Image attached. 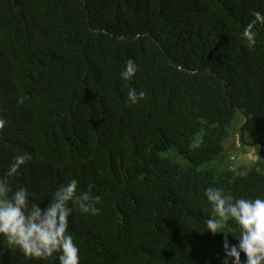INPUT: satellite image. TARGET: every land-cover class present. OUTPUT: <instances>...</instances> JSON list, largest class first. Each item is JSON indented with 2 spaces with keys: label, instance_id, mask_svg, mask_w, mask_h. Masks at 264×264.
<instances>
[{
  "label": "trees",
  "instance_id": "16d2710c",
  "mask_svg": "<svg viewBox=\"0 0 264 264\" xmlns=\"http://www.w3.org/2000/svg\"><path fill=\"white\" fill-rule=\"evenodd\" d=\"M254 10L264 0H0V175L29 153L14 187L43 208L71 179L91 186L99 214L70 217L81 264H222L204 191L264 198V26L253 48L242 38ZM128 59L139 71L125 82ZM129 87L145 98L128 102ZM246 115L241 148L258 161L227 169ZM173 147L191 164L161 155ZM0 264L59 261L0 240Z\"/></svg>",
  "mask_w": 264,
  "mask_h": 264
},
{
  "label": "clouds",
  "instance_id": "9594fccd",
  "mask_svg": "<svg viewBox=\"0 0 264 264\" xmlns=\"http://www.w3.org/2000/svg\"><path fill=\"white\" fill-rule=\"evenodd\" d=\"M252 16L254 19L242 32L250 49L257 43V25L264 26V13L254 10ZM138 71L135 61L128 59L120 78L128 82ZM145 95L144 91L129 87L127 101L136 104ZM6 124L7 120L0 116V138ZM238 141L242 146L240 137ZM31 159L27 152L16 155L0 175V240L9 248L19 249L29 260L52 258L58 259L59 264H81L80 248L69 227L70 217L74 209L98 215L101 197L91 194V186L88 191L80 190L79 181L71 179L52 192L50 205L43 208L27 187H14L21 168ZM203 195L213 209L206 222L207 232L224 237L222 264H264V198H238L218 187H208ZM229 221L239 226L238 237L225 229ZM229 236L238 243H230Z\"/></svg>",
  "mask_w": 264,
  "mask_h": 264
},
{
  "label": "rangeland",
  "instance_id": "374dc122",
  "mask_svg": "<svg viewBox=\"0 0 264 264\" xmlns=\"http://www.w3.org/2000/svg\"><path fill=\"white\" fill-rule=\"evenodd\" d=\"M248 140L250 141V137H248ZM200 140L197 139V141L194 143V145L198 144ZM237 141L238 137L230 136L225 142H224V155L227 157L228 162H231L229 166H226L227 169H246L251 166H253L258 161V149L257 146H251L246 144L245 148H238L237 149ZM236 144V145H235ZM163 157L170 158L182 165H190V161L185 158L176 147H173L167 151H164L161 154ZM233 157V160L231 161V158ZM217 161H214L216 163ZM209 164H205L200 167V169L208 166Z\"/></svg>",
  "mask_w": 264,
  "mask_h": 264
},
{
  "label": "water",
  "instance_id": "95a60500",
  "mask_svg": "<svg viewBox=\"0 0 264 264\" xmlns=\"http://www.w3.org/2000/svg\"><path fill=\"white\" fill-rule=\"evenodd\" d=\"M238 109H240V108L238 107ZM248 121H249V116L246 115V122L241 126V129H240V132H241L240 133V139H241L242 142H245V130H246V126L248 124ZM246 144H248V143H246ZM261 151H262V145H261L260 152H259L260 153V157L262 158Z\"/></svg>",
  "mask_w": 264,
  "mask_h": 264
},
{
  "label": "built area",
  "instance_id": "2783aa9c",
  "mask_svg": "<svg viewBox=\"0 0 264 264\" xmlns=\"http://www.w3.org/2000/svg\"><path fill=\"white\" fill-rule=\"evenodd\" d=\"M237 146H238V147H241V143H240V141H238V144H237Z\"/></svg>",
  "mask_w": 264,
  "mask_h": 264
}]
</instances>
